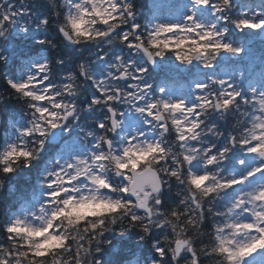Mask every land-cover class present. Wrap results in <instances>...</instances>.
Wrapping results in <instances>:
<instances>
[{
    "label": "snow or ice",
    "instance_id": "snow-or-ice-1",
    "mask_svg": "<svg viewBox=\"0 0 264 264\" xmlns=\"http://www.w3.org/2000/svg\"><path fill=\"white\" fill-rule=\"evenodd\" d=\"M0 264H264V0H0Z\"/></svg>",
    "mask_w": 264,
    "mask_h": 264
}]
</instances>
